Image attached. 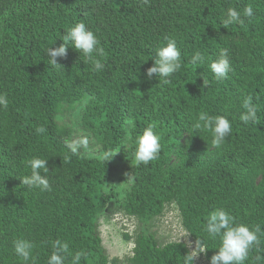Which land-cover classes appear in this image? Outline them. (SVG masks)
Returning <instances> with one entry per match:
<instances>
[{
	"label": "trees",
	"instance_id": "16d2710c",
	"mask_svg": "<svg viewBox=\"0 0 264 264\" xmlns=\"http://www.w3.org/2000/svg\"><path fill=\"white\" fill-rule=\"evenodd\" d=\"M248 5L252 18L223 26L229 8L242 13ZM81 22L107 53L104 69L94 71L71 42L67 58H57L63 68L53 67L46 50ZM166 36L181 53L167 84L146 73ZM222 48L233 71L217 81L210 65ZM197 51L203 64L191 63ZM0 94L9 100L7 109L0 106V264H48L56 239L73 254H88L80 264H184L185 243L161 245L149 231L170 205L191 241L206 246L207 264L221 246L206 231L211 211L223 209L250 229L259 225L260 246L243 264H264V0H0ZM248 96L258 123L240 120ZM77 108L74 123L57 119ZM202 112L230 121L221 147L212 145L211 132L194 129ZM150 124L160 137L159 159L137 166L136 141ZM40 126L47 131L37 133ZM84 136L91 151L73 155L65 142ZM117 147L110 162L95 158ZM33 158L47 159L41 175L50 191L21 185ZM112 203L113 213L137 221L123 235L133 245L124 258H109L99 231ZM17 239L34 245L27 262L15 252Z\"/></svg>",
	"mask_w": 264,
	"mask_h": 264
},
{
	"label": "clouds",
	"instance_id": "9594fccd",
	"mask_svg": "<svg viewBox=\"0 0 264 264\" xmlns=\"http://www.w3.org/2000/svg\"><path fill=\"white\" fill-rule=\"evenodd\" d=\"M150 0H141V6L149 4ZM254 16L251 5L246 6L241 13L236 8H229L227 10V18L222 21V24L227 28L230 24L239 23L243 25L245 18H252ZM167 45L161 47L157 52V59L154 60L153 66L146 70L147 77L151 79L153 75L162 78V82L170 83V77L179 71L181 68V53L176 47V41L173 38L165 37ZM64 43L57 48L49 47L46 54L50 57V64L56 68H63V65L57 62V58H67V45L72 43L74 48L79 51L85 58V62H90L93 65L94 71H101L105 65L102 62L107 53L103 47H99L100 41L96 35L86 28V25L81 22L77 23L71 28L63 39ZM205 60L204 55L197 51L191 58L192 64H203ZM211 71L214 73L217 81L226 79L228 73L233 71L229 58L228 49L222 48L220 50V57L210 65ZM207 85V80L203 81ZM9 100L7 94H0V106L7 109ZM245 111L241 114L240 120L245 124L258 123L257 106L252 102V96L244 99L242 104ZM60 119V117H57ZM126 124L132 125L133 121L128 119ZM154 125L146 127L136 141V151L134 153V160L137 166L141 163L147 165L148 163L158 160L161 151L160 137L153 131ZM194 129L206 130L211 132V143L214 147L219 148L225 142L232 132L230 121L224 116H211L206 112L199 114ZM47 130L43 127H37V133H44ZM66 147L73 155H80V150L84 149L90 152V141L84 136L79 139L65 142ZM120 147L103 151L96 155L95 158L102 162H110L118 153ZM69 157H65L68 159ZM28 165L31 168V174L26 175L21 179V185L28 188H39L41 191H50L51 185L46 175H41V170L45 174L49 171L47 167V159L33 158L29 160ZM129 173H125L128 177ZM129 182L131 180L129 178ZM106 192L109 188L104 189ZM120 197L123 199L124 192L120 191ZM235 218L223 209H216L209 213L206 225L207 233L215 238H221V246L214 255L211 256V264H243L248 258L249 252L253 247L260 246V239L258 233L261 232L259 225L254 229H250L244 224H235ZM52 253L48 260V264H65V261L71 257L70 264H80L82 259H87L88 254L81 250L74 254L70 251L69 244L60 239L51 242ZM15 252L22 257L24 261H29L32 258V249L34 245L32 242L24 239H17L14 241ZM207 248L199 239L195 242V249L189 251L184 256V264H193V261L198 258L200 253H206ZM259 259V257H257Z\"/></svg>",
	"mask_w": 264,
	"mask_h": 264
},
{
	"label": "rangeland",
	"instance_id": "374dc122",
	"mask_svg": "<svg viewBox=\"0 0 264 264\" xmlns=\"http://www.w3.org/2000/svg\"><path fill=\"white\" fill-rule=\"evenodd\" d=\"M79 110L80 109L77 108L74 112H64L62 115L58 116L60 117L58 120L63 123H67L71 120L74 123L79 118ZM115 179L116 178H114V180ZM108 188L110 189L109 186ZM113 190L117 192L120 197V191H122L120 184L116 182L113 186ZM114 208V203L110 204L108 208L109 218H100L99 220V231L101 233L103 247L110 259L114 257L124 258L131 254L133 245L131 242H126L123 239V235L133 233L137 225L135 219L126 217L120 212L113 213ZM149 231L156 236L161 245L170 242H182L188 246L190 251L195 249V244L182 228L179 213L173 205L166 207L164 213L151 222ZM194 261L195 264H207L201 253Z\"/></svg>",
	"mask_w": 264,
	"mask_h": 264
}]
</instances>
